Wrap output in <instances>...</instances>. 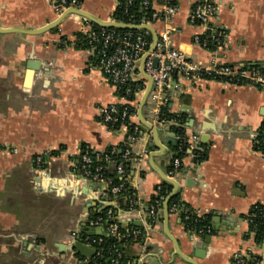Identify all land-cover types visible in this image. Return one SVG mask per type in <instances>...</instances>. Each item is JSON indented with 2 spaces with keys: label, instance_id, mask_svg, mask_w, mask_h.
<instances>
[{
  "label": "crops",
  "instance_id": "1",
  "mask_svg": "<svg viewBox=\"0 0 264 264\" xmlns=\"http://www.w3.org/2000/svg\"><path fill=\"white\" fill-rule=\"evenodd\" d=\"M79 1L82 11L101 21L112 20L118 5V0ZM172 1L177 7L172 44L189 60L264 67V0H213L208 26L212 33L224 34L214 50L193 42L206 33V27L190 22L200 0ZM163 3L151 0L152 9L161 11ZM56 18L48 0H0V28L35 30ZM90 27L83 18L69 15L41 35L0 34V264H80L88 259L69 251L71 234L85 229V218L88 230L91 214L105 206L104 186L81 177L75 165L84 147L105 153L120 147L127 134L100 122L101 106L127 101L94 67L90 51L77 47L76 34ZM151 27L158 34L162 24ZM164 97L169 113L183 118L189 144L173 175L180 200L186 211L210 216L209 233L199 234L188 232L179 214H170L171 235L197 264H232L237 255L248 253L261 259L262 245L257 247L248 236L244 217L254 205H264V153L256 148L264 123V91L173 73ZM131 105L137 109L138 103ZM142 113L148 122L154 119L149 100ZM178 125L175 120L154 125L165 151L153 162L166 176L176 139L170 128ZM131 149L135 155L145 149L147 155L129 169L136 208L118 214L123 225L144 229L141 241L132 246L129 264H188L174 254L164 234L162 210L160 222L147 228V208L162 184L148 163V154L158 151L152 136L139 137ZM203 151L206 157L199 161ZM39 156L43 163L37 166ZM49 194L67 197L77 206L67 225L49 210L44 213L39 201ZM207 235L210 240L204 244ZM197 242H202L198 249ZM61 245L66 247L63 254ZM196 251L204 256L195 258Z\"/></svg>",
  "mask_w": 264,
  "mask_h": 264
},
{
  "label": "built area",
  "instance_id": "2",
  "mask_svg": "<svg viewBox=\"0 0 264 264\" xmlns=\"http://www.w3.org/2000/svg\"><path fill=\"white\" fill-rule=\"evenodd\" d=\"M53 8L55 14L59 16L66 9L80 8L79 0H48ZM136 1L142 5L144 10H150L151 0H125V6L129 7ZM177 13V7L172 3V0H164L161 11L152 10L149 21H141L138 24L153 25L156 22L162 24V29L158 32V41L152 53L149 54L145 63L144 71L147 75L152 77V89L149 93L148 100L154 106V119L150 122L152 125L161 124L164 121L158 120V113L161 107L165 106V90L168 86V81L173 73H177L186 79H210L217 81H224L236 85L252 86L258 90L264 91V69L254 67L247 68L243 65H224L217 62H212L209 65H204L200 62L189 60L185 54L172 44V35L175 31L172 25L174 16ZM214 13L213 0L198 1L190 15V22L206 27V33L211 32L212 29L208 23ZM113 20V19H112ZM115 21V20H113ZM85 22H87L85 20ZM88 23V22H87ZM128 24H136L128 22ZM125 33H118L116 29L100 28L93 30L91 27L84 32L85 35V49L90 51L92 64L105 79L115 88L118 95L127 102L123 105H106L99 108L100 122L111 130L123 129L127 132L124 143L122 144L123 151L121 159L116 163L114 173L120 180L117 186L111 185V179L104 176L106 169L104 164L112 161V156L116 153V148L110 150L109 153L95 152L88 147H84L80 160L75 165L78 174L84 179L98 182L104 186L101 193L105 205L109 204L107 201L108 195H116L125 191V185L128 182V175L126 174V164L129 162L130 166L138 165L139 161L146 157L147 151L144 149L140 154H133L131 145L139 137H148L151 132L141 129L139 122H132L136 118L135 113H129V106L131 102L138 103V96L140 97L146 85L145 79L138 71L139 59L148 51L151 40H148L146 32L136 30L138 32L132 33L133 30H125ZM200 36L193 38L194 44H200L202 47H207V40L200 42ZM224 40V34L221 32H214L211 35V42L215 48H219ZM156 60V66L153 61ZM133 84V86H132ZM133 99L130 100L129 97ZM128 97V98H127ZM129 127H132V132H128ZM197 140L196 137H193ZM94 162L96 166L93 170L90 169V164ZM37 166L43 163L42 157L35 159ZM180 168V159L174 158L172 161V170L168 173V177L173 178L174 173ZM162 187L158 186L155 190V196L147 208V228L154 226V222L160 217L162 210V203L166 195H160ZM136 195L131 200V203L136 205ZM112 203V202H111ZM114 203V202H113ZM169 214L181 215V211L176 204H173L168 209ZM186 219V218H185ZM247 223V221H246ZM87 227L103 228V231L110 236L116 238L130 239L133 245L139 242V237L144 235V229L131 228L125 236H122L119 231L118 216H114L112 209H107L105 218L96 217L89 218ZM86 229V218H85ZM103 232V233H104ZM199 234L209 233V229L199 230ZM79 237L82 244L94 250L91 258H83L80 264H98L95 259L99 255L97 246L103 242V236H88L79 230L72 232L71 237ZM115 257L110 260V264H119L121 255L117 250ZM248 255H237L232 264H246ZM129 264V261H127Z\"/></svg>",
  "mask_w": 264,
  "mask_h": 264
},
{
  "label": "trees",
  "instance_id": "3",
  "mask_svg": "<svg viewBox=\"0 0 264 264\" xmlns=\"http://www.w3.org/2000/svg\"><path fill=\"white\" fill-rule=\"evenodd\" d=\"M173 3V1H172ZM174 4V3H173ZM152 5L150 10H144L142 5L139 3V1H136L131 6L126 7L125 6V0H118V5L116 7V10L113 14L112 19L117 22H123V23H140L141 21H149L150 20V13L152 11ZM89 23V22H88ZM91 28L93 30H98V27L89 23ZM116 32L118 33H125L127 31L125 30H118L116 29ZM132 33H136L138 31L133 30L130 31ZM142 32H146L148 36V40H151V35L148 31L142 30ZM211 35L212 32H207L199 37L200 42L203 40H207V48L210 50H214L215 46L211 42ZM76 45L77 47L85 48L86 46V37L84 34L78 33L76 34ZM200 45V44H198ZM201 46V45H200ZM92 62V61H91ZM260 68V67H258ZM264 69V67L262 68ZM133 86V84H132ZM128 98V97H127ZM130 100L133 99L132 97H129ZM136 112V106H129V113H135ZM158 120H164V121H179L178 126H173L170 128L171 132L176 136V139L174 140V143L170 146V149L173 153V158L171 160V163L169 165L168 170H172V161L174 158L182 159L185 155L187 150L189 149V144L187 137L184 132L183 123L184 120L182 117H176L169 113V110L163 106L160 108L158 113ZM128 132H132V127H129ZM123 146L116 148V153L112 156V161L104 164L106 169L104 171V176L109 177L111 179V185L117 186L120 183V180L118 177H116L114 170L116 167V163L121 159ZM256 148L264 153V123L262 124L261 128L259 129L258 135L256 137ZM111 150V149H110ZM107 151L105 153L110 152ZM206 157V151H203L201 153H198V160L202 161ZM115 165L114 167L112 165ZM96 164L92 162L90 164V169L93 170ZM126 174H129L130 169V163L128 162L126 164ZM162 187L161 191L159 192L160 195H168L171 191V186L167 183L162 182L160 185ZM134 189L131 187L130 183L127 182L125 185V191L122 193L112 195L109 194L107 201L109 204L105 205L100 211H95L91 214V218L96 217H102L105 218V213L107 209H112L114 216H118L120 212H128L136 208V205L131 203V200L134 197ZM112 202V203H111ZM114 202V203H113ZM176 204L179 210L181 211V222L183 223L184 227L188 232L198 233L199 230H205L209 227L208 222L210 216H197L192 211H186L185 207L183 206L179 194L175 195L170 199L168 209L173 205ZM186 218V219H185ZM247 221L248 226V236H252V239L257 247H260L263 242L264 237V205L263 204H256L249 210L248 214L244 217ZM160 222V217L154 222V225ZM119 225V233L122 236H125L128 231L131 228H134L133 226H125L121 223V221L118 220ZM140 230H143L142 228H139ZM103 242L97 246V249L99 251L98 257H96L95 261L98 264H110V260L115 257V250L118 251V253L121 255V258L119 260V264H126L130 258H132V246L133 243L130 239L125 238H116L115 236H110L107 233H103ZM142 236L139 237V241H141ZM248 259L246 261V264H260V257L255 256L252 253H248ZM131 261V260H130Z\"/></svg>",
  "mask_w": 264,
  "mask_h": 264
},
{
  "label": "water",
  "instance_id": "4",
  "mask_svg": "<svg viewBox=\"0 0 264 264\" xmlns=\"http://www.w3.org/2000/svg\"><path fill=\"white\" fill-rule=\"evenodd\" d=\"M69 15H76L87 22L100 27V28H107V29H118V30H145L148 31L151 35V42L148 48V51L139 59L138 61V71L141 74V76L145 79L146 85L143 90V93L141 95V98L138 102L137 109H136V116H137V121L141 125V129L144 132L145 130H148L151 132L152 140L154 143V146L158 149V151L150 152L148 154V163L150 167L157 173V175L160 177L162 182L167 183L171 186V191L170 193L166 196L165 200L162 203V224H163V229H164V234L167 237V239L170 241V243L173 246L174 249V254L179 257L182 261L188 263V264H197L196 261L190 257H187L180 249V246L178 244V241L171 235L169 229H168V222H169V212H168V205L170 202V199L177 195L179 193V184L176 180L173 178H170L166 176L164 173H162L158 168L157 164L153 162V159L158 156L164 155V147L159 141V135H158V130L157 127L152 125L150 122H148L142 113V109L145 106L149 93L152 89V77L147 75L144 71V63L149 56L150 53H152L156 47L157 41H158V35L154 31V29L151 27L149 24H128V23H123V22H117L113 20L109 21H101L96 19L95 17L89 15L88 13L82 11L80 8H69L63 11L62 14L57 16V18L52 21L51 23H48L47 25L35 29V30H25V29H18V28H0V34H9V33H19L23 35H30V36H36V35H41L47 32H51L58 28V26L61 24V22ZM156 60L153 61V65L156 66ZM254 65H252L253 67ZM205 138V137H204ZM203 138V141H204ZM113 167L115 166L114 164L112 165ZM138 225V224H137ZM81 233L88 235V236H98V235H103L101 233V228H92V229H81ZM210 236L207 235L203 239V243L207 244L209 243ZM194 246L196 249L202 246V242H197L194 243ZM66 248V247H65ZM63 245L59 246V252L61 254L64 253L66 250ZM69 251L74 253L75 255H80L83 257L91 258L94 254V250L91 249L90 247L85 246L82 244L80 241L79 237H75L74 239H71V246L69 248ZM204 256L203 252H195L194 257L195 258H202ZM261 264H264V237H263V242H262V257H261Z\"/></svg>",
  "mask_w": 264,
  "mask_h": 264
},
{
  "label": "rangeland",
  "instance_id": "5",
  "mask_svg": "<svg viewBox=\"0 0 264 264\" xmlns=\"http://www.w3.org/2000/svg\"><path fill=\"white\" fill-rule=\"evenodd\" d=\"M39 204L43 206L44 213L49 210L52 217L62 224H64L66 220L71 219L72 215H74L77 210V206L69 204L67 197L56 198L51 194L40 200ZM65 225H67V223H65Z\"/></svg>",
  "mask_w": 264,
  "mask_h": 264
}]
</instances>
